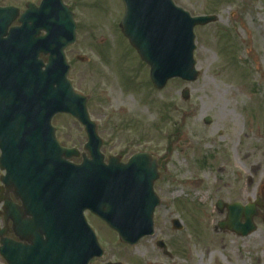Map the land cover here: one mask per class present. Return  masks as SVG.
Masks as SVG:
<instances>
[{"label": "rangeland", "instance_id": "obj_1", "mask_svg": "<svg viewBox=\"0 0 264 264\" xmlns=\"http://www.w3.org/2000/svg\"><path fill=\"white\" fill-rule=\"evenodd\" d=\"M26 1L38 3L7 4L23 10ZM172 1L192 17L216 21L194 29L196 81L174 79L157 91L148 67L120 33V0H63L77 30L75 45L65 52L68 79L87 98L102 154L121 162L139 152L160 158L154 227L156 239L165 241L173 256L165 259L156 239L118 247L115 237L88 216L109 256L92 264L118 259L123 264H264V209L254 218L256 231L246 237L214 231L226 216L225 210L217 213V200L246 205L264 193V0ZM254 17L259 29L245 26ZM185 89L188 100L181 98ZM233 90L243 94L234 97ZM52 125L61 146L82 151L87 138L75 120L58 115ZM173 219H179L181 231L172 229ZM0 264H5L1 257Z\"/></svg>", "mask_w": 264, "mask_h": 264}, {"label": "water", "instance_id": "obj_2", "mask_svg": "<svg viewBox=\"0 0 264 264\" xmlns=\"http://www.w3.org/2000/svg\"><path fill=\"white\" fill-rule=\"evenodd\" d=\"M122 2L125 11L120 28L149 66L154 87L161 89L177 77L194 81L193 28L215 18H191L171 0ZM27 8L18 21L21 26L9 30L18 11H0V169L5 171L1 182L7 193L13 192L23 204V209L19 208L7 193L1 195L0 189L3 216L6 223L12 222L14 235L35 243L43 234L53 236L52 229L59 232L65 228L68 214L72 227H79L76 232L81 231L84 238V248L77 255L84 254L76 264H87L101 252L83 211L90 210L124 242H137L152 231V212L158 204L152 191L157 167L148 154H137L125 165L118 164L115 157L103 164L102 142L89 120L85 99L74 93L66 79L64 50L76 38L72 14L62 0H43L39 8ZM40 54L48 55L46 65ZM182 96L188 98L187 90ZM60 113L71 115L84 126L88 138L84 150L90 161L69 163L79 152L57 144L50 121ZM205 123H210V118ZM257 207L264 208L259 199L244 207L218 201L217 210H227L218 227L247 236L255 230ZM174 224L175 229H181L177 221ZM3 234L5 230L0 231V237ZM0 244V254L7 263L17 264L16 244L6 239Z\"/></svg>", "mask_w": 264, "mask_h": 264}, {"label": "flooded vegetation", "instance_id": "obj_3", "mask_svg": "<svg viewBox=\"0 0 264 264\" xmlns=\"http://www.w3.org/2000/svg\"><path fill=\"white\" fill-rule=\"evenodd\" d=\"M39 1L40 0H38V2ZM7 5H8L7 4V0H0V7H7ZM157 162H158V164L160 166V170L162 171V166L160 165V158L157 159ZM40 241H41L40 245L43 246L44 245V242H45V237L42 236L40 238ZM18 244H19V247L22 248V249H24L27 246V243H25L22 240L18 241ZM42 259H43V256H42V258H38V260H34V259L33 260H30L29 258H26L25 257L23 262H25V264H44L42 262Z\"/></svg>", "mask_w": 264, "mask_h": 264}, {"label": "bare ground", "instance_id": "obj_4", "mask_svg": "<svg viewBox=\"0 0 264 264\" xmlns=\"http://www.w3.org/2000/svg\"><path fill=\"white\" fill-rule=\"evenodd\" d=\"M248 19V20H247ZM246 21L244 23H246L245 26H250V25H255L258 29L260 28L261 24H260V21L257 20L255 17H254V20H249V18H247ZM249 21V22H248ZM262 39H264V36H262ZM243 93L238 90V91H232L231 95L234 96V97H238V96H241ZM190 186V185H188Z\"/></svg>", "mask_w": 264, "mask_h": 264}]
</instances>
